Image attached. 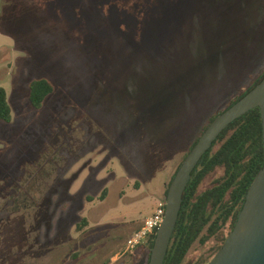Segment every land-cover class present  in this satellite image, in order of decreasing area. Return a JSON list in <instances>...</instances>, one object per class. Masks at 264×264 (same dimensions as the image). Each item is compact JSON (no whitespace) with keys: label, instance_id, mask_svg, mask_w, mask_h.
<instances>
[{"label":"rangeland","instance_id":"rangeland-1","mask_svg":"<svg viewBox=\"0 0 264 264\" xmlns=\"http://www.w3.org/2000/svg\"><path fill=\"white\" fill-rule=\"evenodd\" d=\"M192 1L126 31L93 11L86 40L89 27L49 15L63 10L0 0V87L13 111L0 122V264H146L127 241L209 119L264 72V0ZM146 3L118 5L136 15ZM39 78L56 91L37 111ZM216 252V240L196 244L183 264Z\"/></svg>","mask_w":264,"mask_h":264},{"label":"trees","instance_id":"trees-1","mask_svg":"<svg viewBox=\"0 0 264 264\" xmlns=\"http://www.w3.org/2000/svg\"><path fill=\"white\" fill-rule=\"evenodd\" d=\"M34 1L46 6L50 13L54 10H63L64 13L54 15L51 13L49 15L55 20H65L72 28H76V31H82L79 28L83 26L89 27L86 40H89L94 32L92 28L94 19L91 14L93 11L101 13L118 31H126L132 29L134 23L137 25L138 22H141L143 25L142 22H145L150 14L161 17H169L176 13L186 14L189 12V5L193 3L192 0H156L157 3L147 0V3L135 15L125 8H120L119 0ZM164 28L172 27L167 25ZM156 51L163 52V49L159 47ZM263 78L264 72L258 80L253 81L247 89L243 90L209 119L208 124L202 129L185 159L215 118L242 99ZM55 91L56 86L51 80L47 78L33 80L30 84L29 101L33 108L39 111L43 109L46 101ZM12 113L7 91L0 87V122L10 124L13 117ZM263 166V122L260 110L255 109L234 122L223 132L194 171L185 192L180 218L165 264H183L196 244L205 245L211 240H216L218 252L234 229L250 186ZM218 170L223 171V174L217 177L210 187L203 189L206 180ZM175 175L166 190V198ZM107 192V189L103 191L102 199L107 195ZM87 222L88 220L84 218L82 224L86 226ZM143 225L144 222L139 229ZM138 230L136 229L135 232ZM156 234L157 231L150 237L146 245L138 247L147 251L146 264L149 262ZM208 262L209 260L202 262V264Z\"/></svg>","mask_w":264,"mask_h":264},{"label":"water","instance_id":"water-1","mask_svg":"<svg viewBox=\"0 0 264 264\" xmlns=\"http://www.w3.org/2000/svg\"><path fill=\"white\" fill-rule=\"evenodd\" d=\"M255 109L261 112L264 146V78L215 118L180 166L169 187L166 215L157 231L148 264H165L185 192L204 156L230 125ZM209 264H264V166L250 186L234 229Z\"/></svg>","mask_w":264,"mask_h":264},{"label":"built area","instance_id":"built-area-1","mask_svg":"<svg viewBox=\"0 0 264 264\" xmlns=\"http://www.w3.org/2000/svg\"><path fill=\"white\" fill-rule=\"evenodd\" d=\"M166 215V200L160 202L153 214L148 217L141 229L133 233L126 245V253L134 251L139 246L147 244L150 237L158 231Z\"/></svg>","mask_w":264,"mask_h":264},{"label":"flooded vegetation","instance_id":"flooded-vegetation-1","mask_svg":"<svg viewBox=\"0 0 264 264\" xmlns=\"http://www.w3.org/2000/svg\"><path fill=\"white\" fill-rule=\"evenodd\" d=\"M216 253H217V252H216ZM216 253H215V255H216ZM215 255H213V257H214ZM213 257H212V259H213ZM212 259H211V260H212ZM208 260H209V259L204 260L203 262L208 261ZM211 260H209V262H210ZM209 262H208V263H209ZM208 263H207V264H208Z\"/></svg>","mask_w":264,"mask_h":264},{"label":"crops","instance_id":"crops-1","mask_svg":"<svg viewBox=\"0 0 264 264\" xmlns=\"http://www.w3.org/2000/svg\"><path fill=\"white\" fill-rule=\"evenodd\" d=\"M156 207H157V206H156ZM153 212H154V211H153ZM152 214H153V213H152ZM152 214H151V215H152ZM151 215H149V216H147V217H150Z\"/></svg>","mask_w":264,"mask_h":264}]
</instances>
